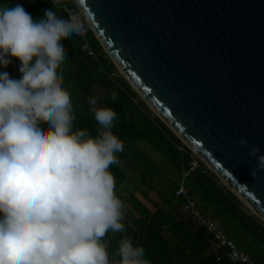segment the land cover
Wrapping results in <instances>:
<instances>
[{"label": "clouds", "instance_id": "1", "mask_svg": "<svg viewBox=\"0 0 264 264\" xmlns=\"http://www.w3.org/2000/svg\"><path fill=\"white\" fill-rule=\"evenodd\" d=\"M53 3L59 8L61 0ZM64 12L47 9L34 20L20 4L0 6V67L15 58L21 73L17 80L0 72V264H151L129 236L120 239L115 258L104 242L125 229L110 170L124 145L111 131L117 113L95 107L94 97L88 102L97 135L74 127L59 69L67 59L62 42L84 32L85 21ZM238 143L248 145L243 137ZM258 153L259 147L249 150L253 177L264 170Z\"/></svg>", "mask_w": 264, "mask_h": 264}, {"label": "water", "instance_id": "2", "mask_svg": "<svg viewBox=\"0 0 264 264\" xmlns=\"http://www.w3.org/2000/svg\"><path fill=\"white\" fill-rule=\"evenodd\" d=\"M73 2L145 105L264 222L249 155L264 153V0Z\"/></svg>", "mask_w": 264, "mask_h": 264}, {"label": "crops", "instance_id": "3", "mask_svg": "<svg viewBox=\"0 0 264 264\" xmlns=\"http://www.w3.org/2000/svg\"><path fill=\"white\" fill-rule=\"evenodd\" d=\"M62 43L67 59L59 71L73 102L74 127L87 129L92 136L97 135L100 125L91 112L93 105L89 104V97L97 99L95 107H111L117 113L111 131L123 142L124 149L117 153L119 163L112 165L110 170L115 177L116 195L124 204L122 223L125 229L121 233L109 232L104 238L110 258H115L112 254L120 239L129 236L135 246L140 241L139 246L151 264H231L226 259L216 261L224 250L208 244L196 221L189 217L195 221L191 222L180 213V200L174 196V191L179 185L181 162L178 164L172 160L168 147L158 144L149 134V128L142 120L151 121L154 116L127 89L126 80L120 75L115 80L108 78L109 70L100 63L101 60H111L102 47L98 53L92 48L96 55L94 59L80 50L78 40L67 38ZM19 67L17 64L11 69L9 64L6 68L0 67V72L6 71L10 78L18 80L21 77ZM112 93L116 94L115 100ZM41 127L46 128L47 125L42 124ZM168 141L171 142L169 138ZM172 144L176 148L180 145ZM210 175L206 174L204 178ZM200 178L199 184L204 180ZM171 182L174 187L168 196ZM194 182L186 184V188L197 210L254 262L264 264V257L250 252L240 237H233L228 219H237L234 214L210 196L202 185Z\"/></svg>", "mask_w": 264, "mask_h": 264}, {"label": "trees", "instance_id": "4", "mask_svg": "<svg viewBox=\"0 0 264 264\" xmlns=\"http://www.w3.org/2000/svg\"><path fill=\"white\" fill-rule=\"evenodd\" d=\"M66 2L71 8V10L77 11V7L74 4L73 0H66ZM15 4L22 5L25 8V10L33 17L34 20L43 19L45 10L51 9V8L54 11H57L58 14L64 15L63 13L60 12L59 8H56L54 6L53 0H0V6L10 7V6H14ZM88 38H89L92 48L98 53L99 50H101V46L91 31H89L88 33ZM10 59H11V63H10L11 69L12 67H15L17 64H20L19 60L17 59L15 58H10ZM100 64H102V66L107 68L109 72L116 70L114 64L111 61L105 62L101 60ZM124 83H126L127 89L133 94V96H136L138 98L139 96L137 95L135 91H133L130 85L126 81H124ZM138 101H140V103L145 107V109L148 110V112H150L149 108L145 105V103L140 98H138ZM142 122L145 123V126H147V128H149V134L153 135L152 138H154L158 144L160 143L165 144V146L168 147L167 149L169 151V155L172 157V160L176 161V163L179 164L184 158H187L189 156L190 150L181 143V141L173 134V132H171L160 121L158 117L155 116L151 121L144 119L142 120ZM168 138L170 139L171 144L169 143ZM172 143L180 144V146L183 147V151H179ZM201 165H203V163H201ZM200 177H203L202 179H204L201 182L202 184L201 183L199 184L198 182L199 179H201ZM204 177H205V174H199L196 178L192 179V181L197 182L198 186L202 185L203 189H205L210 196L214 197L216 200L221 202L224 206L228 207V209L240 221L242 227H244V229L252 236V238L256 242L264 246V225H262L259 222H256V220H253L252 217L250 218L245 217V214L241 208L242 203L233 193L226 191L224 186L216 183L217 178L214 174L211 175V177H207V178H204ZM180 213L185 217V219H188L191 222H195L193 219L192 221L189 218L190 216H188L187 214L183 212V210L181 209V206H180ZM218 249L224 250L220 246H218ZM224 252L225 251H223V254L218 256L220 257V260L226 259L224 256Z\"/></svg>", "mask_w": 264, "mask_h": 264}, {"label": "built area", "instance_id": "5", "mask_svg": "<svg viewBox=\"0 0 264 264\" xmlns=\"http://www.w3.org/2000/svg\"><path fill=\"white\" fill-rule=\"evenodd\" d=\"M65 8L71 10L66 0H61L59 10L64 15H66V13L64 12ZM74 12L79 13L82 19L85 21L84 17L78 10ZM89 31L91 30L87 22L85 21V31L79 35L70 36L69 39L78 40L80 50L88 57L96 59L95 52L93 51L88 38ZM118 75L122 76L118 69H116L115 71L108 73V78L111 80H115ZM177 149L179 151H183V147L180 145L177 146ZM201 163L203 162L191 150L189 156L181 161L179 185L174 191V196L180 200L181 209L185 214L193 218L196 223L203 229L204 239L208 244H216L224 249V256L231 264H257L245 252L240 250L234 242L229 240L228 237L223 234L214 223L205 218L197 210L195 201L187 191L186 184L188 180L196 178L199 174H208V172L210 171L209 168L204 163L203 165H201ZM219 260L220 257H216V261Z\"/></svg>", "mask_w": 264, "mask_h": 264}, {"label": "rangeland", "instance_id": "6", "mask_svg": "<svg viewBox=\"0 0 264 264\" xmlns=\"http://www.w3.org/2000/svg\"><path fill=\"white\" fill-rule=\"evenodd\" d=\"M138 98H140V97H138ZM141 99V98H140ZM149 108V107H148ZM149 110H150V112L152 113V116H156L157 117V115L149 108ZM210 170V169H209ZM209 173H211V175H213L214 173L210 170L209 172H208V174ZM210 175V176H211ZM217 178V177H216ZM217 180V182H218V184L219 185H222V186H224V188L226 189V191H228V192H231L228 188H227V186H225L224 185V183L219 179V178H217L216 179ZM189 182H192V179H190V180H188L187 181V184L189 183ZM170 185L168 186V196H170L171 195V191H172V189H173V187H174V185H173V182H171V183H169ZM207 192V191H206ZM232 193V192H231ZM205 194H204V198H205ZM201 197H203V196H201ZM241 208H242V210H243V212H244V214H245V217L246 218H250V217H252L253 218V220H256V222H259V223H261L262 225H264V222H262L257 216H255L251 211H250V209L249 208H247L243 203H242V205H241ZM228 225H229V227L232 229V235H233V237H240L242 240V243H245V245L249 248L248 250L250 251V252H253L254 254H256V255H260V256H262V257H264V246H262L260 243H258V242H256L253 238H252V236L247 232V231H245L243 228H242V226H241V224H240V221L239 220H237V219H228ZM243 231H245L246 233H244Z\"/></svg>", "mask_w": 264, "mask_h": 264}]
</instances>
